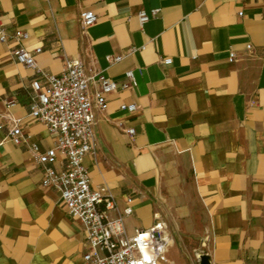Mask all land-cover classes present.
<instances>
[{
	"label": "crops",
	"instance_id": "obj_1",
	"mask_svg": "<svg viewBox=\"0 0 264 264\" xmlns=\"http://www.w3.org/2000/svg\"><path fill=\"white\" fill-rule=\"evenodd\" d=\"M152 9L141 26L139 11ZM84 10L96 22L82 30ZM0 27L25 31L20 45L40 48L34 59L49 73L65 57L118 84L132 71L134 85L106 94L104 110L93 106L94 150L83 165L91 187L113 196L107 214L121 215L126 233L164 222L159 264H264V0H0ZM15 46L0 42V264H86L85 229L42 186L28 149L56 138L28 115L39 77L14 59ZM10 118L26 143L8 140ZM52 166L64 170L63 155Z\"/></svg>",
	"mask_w": 264,
	"mask_h": 264
},
{
	"label": "built area",
	"instance_id": "obj_2",
	"mask_svg": "<svg viewBox=\"0 0 264 264\" xmlns=\"http://www.w3.org/2000/svg\"><path fill=\"white\" fill-rule=\"evenodd\" d=\"M158 9H152L148 14L141 10L138 21L142 26L150 15H156ZM238 14H241L239 12ZM96 22V14L91 10L81 11L79 23L82 30ZM27 37L22 30H15L8 35L0 27V42L12 39L16 42L11 53L14 59L34 70L39 78L31 81L32 94L28 115L43 123L47 131L56 139L52 147L40 151L37 143L28 144V149L34 159L42 166L41 184L51 186L59 192L66 206L67 213L80 221L87 234L88 251L83 254L86 264H159L166 261L169 246L168 235H165V225L156 220L148 228L135 230L132 234L125 231L122 216L115 218L107 212L115 207L113 196L104 186L92 188L90 177L83 165L85 155L94 150L93 138V106L100 110L106 108L105 95L118 88H127L135 84L132 71H126V80L118 84L115 80L101 74H88L80 59L64 58L60 73L52 74L38 67L34 54L40 48L28 51L20 45ZM250 48V45H247ZM235 57L230 53V60ZM120 56H108L109 62L120 60ZM165 64L170 58L163 60ZM95 80L99 81L100 89L90 92L89 87ZM7 101L6 104H11ZM122 109L134 111V104L121 105ZM3 116L0 114V127ZM11 126L7 138L15 145L27 142L18 119L10 118ZM117 126L129 137L134 135L132 127ZM57 153L63 155L65 169L56 171L52 164ZM130 201V199H128ZM132 207L127 205L123 215H129Z\"/></svg>",
	"mask_w": 264,
	"mask_h": 264
}]
</instances>
